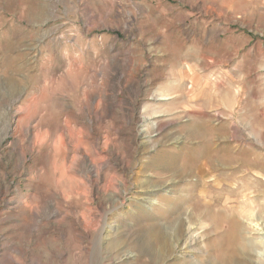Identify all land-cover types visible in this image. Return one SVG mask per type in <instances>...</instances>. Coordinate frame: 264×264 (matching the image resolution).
Masks as SVG:
<instances>
[{
	"label": "rangeland",
	"instance_id": "1",
	"mask_svg": "<svg viewBox=\"0 0 264 264\" xmlns=\"http://www.w3.org/2000/svg\"><path fill=\"white\" fill-rule=\"evenodd\" d=\"M263 242L264 0H0V264Z\"/></svg>",
	"mask_w": 264,
	"mask_h": 264
},
{
	"label": "bare ground",
	"instance_id": "2",
	"mask_svg": "<svg viewBox=\"0 0 264 264\" xmlns=\"http://www.w3.org/2000/svg\"><path fill=\"white\" fill-rule=\"evenodd\" d=\"M162 99H164V98H162ZM200 175H201V174H200ZM256 181H257V180H256ZM252 183H253V182H252ZM252 183H251V185H252ZM257 183H258V182H257ZM248 186H249V185H248ZM255 186H256V185H255ZM257 201H258V200H257ZM252 202H253V204H254V201H252ZM252 202H251V203H252ZM255 202H256V201H255ZM258 202H259V201H258ZM258 202H257V203H258ZM242 206H243V205H242ZM261 206H263V205H261ZM251 207H252V206H251ZM235 208H236V207H235ZM247 208H248V207H247ZM253 209H254V208H253ZM243 210H244V209H243ZM232 211H233V210H232ZM244 211H245V210H244ZM234 213H235V210H234ZM237 214L239 215L240 218H242V217L245 215V213H244L242 210H240L239 213L236 212V213L233 214V215L231 214V219L234 220V217H235V216H236V217L238 216ZM213 215H214V214H213ZM251 215L254 216V213H249L248 216H251ZM258 215H259V214H258ZM258 215H256V216H257L258 219H260ZM215 216H216V215H215ZM248 216H247V217H248ZM216 218H217V217H216ZM225 218H226V219H225ZM218 219H219V220L225 219V220H228V221L231 220V219H230V215H228V214H223V218L220 219V216H219ZM218 219H217V220H218ZM212 220L214 221L213 218H212ZM238 220H239V219H238ZM234 221H235V220H234ZM229 222H231V221H229ZM216 223H217V222H216ZM231 224H232V223H231ZM214 226H215V224H214ZM241 226H242V225H241ZM235 227H237L236 224H235ZM239 228H240V227H239ZM237 230H238V229L235 228V231H237ZM232 232H233V231H232ZM232 232H231V234H233ZM229 233H230V232H229ZM244 234H245V232H244ZM244 234H243V235H244ZM223 235H224V234H223ZM244 236H245V235H244ZM231 237H232V238H229V239H228V237H227L228 241L231 240L230 242H227V240H225V242L222 241L221 244H222L223 246H224V244H225L224 247L222 246V247H223L222 250H223L224 248H225V249L228 248V250L231 251V250L234 249L233 246L236 245V244H234V243H237V242L240 243L239 241L242 242V240L240 239L241 237H240V234H239L238 231H237V232H234V234H233ZM231 242H232V243H231ZM233 242H234V243H233ZM248 242H249V241H248ZM217 243H219V242H217ZM263 243H264V242H263ZM240 244H241V243H240ZM247 244H248V243H247ZM245 246H247V245H245ZM219 247H220V246H219ZM262 247H263V246H262ZM228 250H227V251H228ZM227 251H226V252H227ZM222 252H223V251H222ZM229 253H230V252H229ZM227 254H228V253H227ZM220 256H221V255H220ZM258 257H259V256H258ZM260 257H261V256H260ZM239 258H240V257H239ZM261 258H262V257H261ZM219 259H220V258H219ZM262 260H263V259H262Z\"/></svg>",
	"mask_w": 264,
	"mask_h": 264
}]
</instances>
